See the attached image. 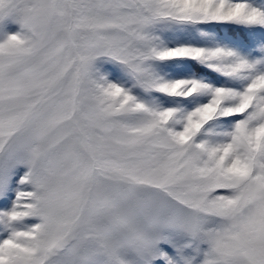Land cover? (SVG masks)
<instances>
[{
    "label": "snow or ice",
    "instance_id": "1",
    "mask_svg": "<svg viewBox=\"0 0 264 264\" xmlns=\"http://www.w3.org/2000/svg\"><path fill=\"white\" fill-rule=\"evenodd\" d=\"M0 264H264V0H0Z\"/></svg>",
    "mask_w": 264,
    "mask_h": 264
}]
</instances>
